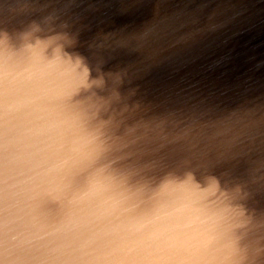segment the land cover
Returning <instances> with one entry per match:
<instances>
[{
    "label": "water",
    "instance_id": "1",
    "mask_svg": "<svg viewBox=\"0 0 264 264\" xmlns=\"http://www.w3.org/2000/svg\"><path fill=\"white\" fill-rule=\"evenodd\" d=\"M33 1L44 0H26L25 4L19 7L12 6L5 11L0 10V34L18 37L20 40L19 50H10L12 55L19 52L28 56V53H31L29 58L39 57L47 61H60L66 65L68 46L66 47L67 36L65 35L78 34L77 37H82L83 44L85 35L81 29L93 28L91 35L95 41L81 56L83 61L81 69L75 70V66L79 65L76 63L66 65L70 82L69 90L75 87L71 78H76L79 72L100 67L102 63L111 66L121 63L134 68L145 81L154 83L152 87L158 92L165 86L182 85L185 89L202 87L201 90L205 92L217 89L225 91V94L233 91H247L248 95L244 97L246 100L250 98V95L257 93V87L264 85V0H186L185 2L181 0H108L101 10L103 12L98 14L88 10L94 6L99 7L100 0H88L81 6L78 4L81 0H72L71 7L67 10L63 9L66 13V16L62 18L63 21L57 22L58 26L47 32H50L48 37L43 35L42 26H36L33 32L21 29L23 24L30 22L31 16L28 15L32 11H30V5ZM67 19L69 21H66ZM78 21L83 24L82 28H76ZM29 24L23 29H28ZM25 32L26 35H24ZM210 92L213 93V91ZM198 100L203 101L201 94ZM198 100L192 99L197 105L194 115H179L176 113L178 110H174L172 112L176 114L175 118L164 114L159 117V121L174 119L172 124L177 126L178 130L183 129L182 122L188 123L194 120L193 124L198 127L194 132L197 139L204 130L209 128V124L215 122L219 114L217 109L206 106V103L211 104V99H208L206 103H199ZM135 103L140 104L137 101ZM232 103L234 101L228 105ZM108 107L119 108L114 105ZM201 110L205 111L207 118L199 115ZM196 114L197 118L193 119ZM256 116L259 117V115ZM133 121L137 123V125L133 124L135 130L144 125L137 119ZM195 126L192 128L194 129ZM133 133V136L144 135V137L142 139V136H139V142L136 141V137L125 141L127 143L125 148H122L121 144L116 146L104 139L98 142L91 134H80L88 147L73 162L72 179L86 183L94 177L101 176L96 174L98 171L96 167L108 168L115 162L116 152H124L126 149L134 151L136 154L126 171L117 170L104 176L118 181L127 189L130 208L134 204L138 206L142 196L151 191V183L159 181L152 190L159 191L160 195L174 193L195 172V168L203 163L199 157L201 153L195 149L193 142V146L189 144L190 146L184 150L194 152L196 156L191 165L188 162L185 163L190 167L184 168V164L179 161L175 169L171 168V172L168 171L166 174L167 170L161 168L162 157L156 156L152 150L143 146V141L147 140L146 130L133 131ZM166 139H172V135L166 136ZM256 159L258 157H246L240 160V171L243 172L244 169L254 165L258 161ZM229 172L231 174L226 181L233 178L235 167L234 169L231 167ZM186 176L187 178H183ZM233 183L214 181L212 186L215 185L214 189L218 184L226 185L228 187L225 190H232ZM186 187H188L186 195H193L190 185ZM236 190L234 188L233 191ZM222 191L224 190L214 194L212 192L209 195L212 194V198L197 200V202L208 212L216 210L223 205L221 200H227L233 194L230 192L229 196L222 194L219 197ZM245 198V202L249 199H262V202L257 200V204L258 206L264 204L262 195L256 194L251 197L248 195ZM253 206L252 204L248 208ZM244 229L231 236L222 233L220 236L210 235L204 240L201 236H197L171 245L165 251L166 256L163 253L164 257L158 255L154 258L168 264H264V227L259 228L257 225L254 227L251 222ZM227 238L230 239L229 242H225ZM210 243L216 244L212 252L207 251V245Z\"/></svg>",
    "mask_w": 264,
    "mask_h": 264
},
{
    "label": "clouds",
    "instance_id": "2",
    "mask_svg": "<svg viewBox=\"0 0 264 264\" xmlns=\"http://www.w3.org/2000/svg\"><path fill=\"white\" fill-rule=\"evenodd\" d=\"M66 65L0 52V264H168L171 245L213 216L171 195L154 216L131 213L114 179H72L88 145L69 104Z\"/></svg>",
    "mask_w": 264,
    "mask_h": 264
},
{
    "label": "bare ground",
    "instance_id": "3",
    "mask_svg": "<svg viewBox=\"0 0 264 264\" xmlns=\"http://www.w3.org/2000/svg\"><path fill=\"white\" fill-rule=\"evenodd\" d=\"M9 1L10 0H7L2 6H0V10L5 11L7 10L6 8L9 9L12 6L16 8L22 5V2L20 0H13L12 2L6 4ZM47 1L48 0L37 1V2L43 3ZM87 1L88 0H81L80 2H78V4L79 6H81ZM107 1L108 0H100V2H98L100 4L99 7H101L100 9L99 7L94 6L91 10L89 9L88 11H91L94 14L103 12L101 10ZM72 2H73L72 0H54L50 4L45 5L42 9L36 11L34 14L29 13L28 16H31L29 19L30 24L29 23L23 24V27L21 29L24 31L29 30V32L30 31L33 32L36 26L37 27L42 26V28H44L42 29L43 35L45 37L50 36V32L49 33L47 32L51 28L57 27L58 26L57 22L63 21L62 18L66 16V13L63 11V9L67 10V8H70ZM52 19H54V21H52ZM66 21H69V19H67ZM28 24H29V28L23 29L24 26ZM76 26L77 29L82 28L83 24L80 21H78ZM81 31L83 32V35H85L83 38L84 39L83 44L81 43L82 37L78 38L77 37L79 36L78 34H76L75 36H73L74 34L65 35L67 36L66 47L68 46L66 49L67 59L65 63L66 65H73V63L79 64L75 66V70L77 71L81 69V64L83 63L81 56L91 48V46L94 44L95 41V38L91 35L93 28L81 29ZM26 34L27 33L25 32L24 35ZM27 37L30 40V37L29 36ZM19 41L20 40L18 37L14 38L12 36H8L7 34H0V52L7 51L9 54H11L10 50H16V49L19 50V46H18ZM30 54L31 53H28V56H30ZM33 55L35 56L36 54ZM107 65L109 66V69L112 71L113 69L115 71H119V69H121V67L123 66V64L121 63L117 64L116 66H111L109 64ZM89 71L90 70L88 69L86 71L79 72V74H77V77H80ZM153 84H151V82L145 81L144 79L141 83H139V86L137 88L131 90L132 92H134L135 97L138 98L136 99V101L140 104L141 103L143 104L141 106L144 108V111L148 116H153L158 112V110H161V108L168 110L173 118L176 116V114L172 112L174 110H178L176 112L178 113L181 109H185L187 110L188 116L194 115L196 113L195 108L197 105H194L192 101L193 95L188 90L184 88H180L178 86H174V87L165 86L163 87L164 88L163 90L158 92L154 90V87H152ZM95 91L96 90H94V88H91L90 91L87 92L88 94L86 95V97H84V100L85 101L90 100L93 103L102 104V105H106L108 103L113 102L114 100L113 97L103 96V94L100 95L97 93V91L96 92ZM246 93L248 92L233 91L231 93L225 94L224 91L223 99L220 101V106L227 105L231 101H234L233 104H235V107L234 109H232L233 110L232 117L234 120H236L240 124H245L254 115H259V118H262V120L259 123L260 125L261 122L264 121V100L255 96V94L250 95V98H247L245 100L244 99L245 95H248ZM116 103H120V102L116 101ZM243 104L246 105L244 106ZM119 105L120 104H117V107H120ZM253 106L255 107L252 108ZM118 111H119L118 108L115 109V114L118 113ZM217 111H219V106H217ZM74 114H77L74 115L75 119H77L76 126H80L83 122V125H86V127L88 126L87 128H89V130L91 131V135L94 138V140L100 142L101 140L100 139L97 140L96 136L108 135L111 139L112 144L116 146L121 144L120 146L122 148H125V146L122 143L123 139L129 140L133 135V131H134L133 124L137 125V123L134 122L133 119L132 120L127 119L126 116L124 117L125 119L123 118L121 121H117L100 113L89 114L86 107L77 109L76 111H74ZM219 119L217 120L216 127L213 131H216L220 126L224 125L223 122L220 121ZM140 123H144L143 127L147 126L145 121H140ZM189 129H193V128H189ZM157 133L156 134L158 137V141L160 142V147L163 149L162 151L172 148L173 150L171 151L173 152L179 151L181 140L179 141L177 139H181L185 136V134H187L181 131H173V132L165 131V132H157ZM170 135H172V139L167 140L166 136H170ZM258 139L259 136H256L253 137L250 142L246 141L247 144L246 142L230 144L226 146V148L223 149L219 154H217L216 151L211 150V148L207 147L202 149L201 145H194L195 149H197V151L201 153L199 154V157L200 160L203 161V163L200 167L195 168V172L189 176L188 180H190V178L197 179L199 177L206 175L205 172L208 169L212 168L213 165H216L219 161L232 160L233 162H235L236 159L239 158L242 159L247 157V155L251 152V150L255 148V143ZM128 150L129 149H126L124 152H116L117 157H115L114 159L115 162L112 163L108 168H104L103 166L100 167L99 169V166L96 167L98 170L96 171V174H100L101 176L106 177V175L117 172V170H122L123 161L122 159L119 158L124 154H128L130 151ZM109 154L106 155L108 156ZM159 157H161V155ZM195 157L196 156L194 152L191 151L190 152L183 151L181 153H175L166 157L162 156L163 162L161 164V168L163 170H167L165 171V173L168 174V171L171 172L170 170L171 168L175 169V165H177L179 161H181L184 164L183 165L184 168H188L190 166H187L185 163L188 162L191 165ZM232 161L231 163H233ZM154 176L158 177V175H154ZM183 178H187V176ZM254 178L261 183V187H259L256 190L255 194L253 195L256 196L257 194L264 196V170L257 172ZM176 182L179 183L178 181ZM158 183L159 181L150 184L151 191H155L152 190V188L154 189ZM170 189H172V187ZM245 197L246 196L239 197V199H241V203H238V206H228L231 202L229 200H224V202H222L223 206L217 208L216 210V214H215L216 219L214 221L213 228L210 229L207 233L200 235L203 238L202 240L207 239L210 235L220 236V234L222 233L231 236L234 233L245 230L244 229L245 226L251 222H253L254 227H256V225L259 228L264 227V216H263L264 204H260L259 206L257 204V200H260L262 202V199H255V200L249 199L247 200L248 202L247 201L245 202L246 200ZM254 203H256L257 205ZM252 204L254 206L248 208ZM211 241H213V239H211ZM229 241L230 239L227 238L225 242H229ZM211 247H216V244L210 243L209 245H207V248L210 249Z\"/></svg>",
    "mask_w": 264,
    "mask_h": 264
},
{
    "label": "rangeland",
    "instance_id": "4",
    "mask_svg": "<svg viewBox=\"0 0 264 264\" xmlns=\"http://www.w3.org/2000/svg\"><path fill=\"white\" fill-rule=\"evenodd\" d=\"M6 1L7 0H0V6H2ZM53 1L54 0H48L47 2H43V3L37 1L32 2L34 4L31 3L30 5L31 7L30 11L32 10L31 14H34L36 11L42 9L45 5H48ZM185 1L186 0H181V2H185ZM21 2L22 4H25L26 0H21ZM125 65L126 64H123V66L121 67V69H119V71H115L114 69L112 71L109 69V66L106 63H102L100 67L90 69L89 74L85 73L80 77L71 78L73 81L72 84L75 87L71 88L67 92V98L73 110L76 111L77 109L86 107L89 114L100 113L117 121H121L125 116L127 117V119L130 120L137 119L138 121H145L147 125L146 127L137 128L136 130L134 128V131L140 132L142 131V129L146 130L145 136L147 140L143 141L144 142L143 146L152 150L153 154H155L158 157L160 155L161 157L162 156L166 157L175 153H179V152L181 153L184 150H186L190 145L193 146V142L194 145H201L202 149L208 147L211 148V150L216 151L217 154H219L223 149L226 148V146L230 144L239 143V142L245 143L246 141L250 142L253 137L259 136V139L255 143V148H253V150H251V153L247 155V157H258V159H256L258 161L255 162L254 165H251L249 168L244 169L243 172L240 171L241 170L240 160L244 158L236 159L235 162L231 160L233 163H231V161L229 160L219 161L216 165H213L212 168L208 169L205 172L206 175L199 177L197 179L190 178V180L186 181L179 189H177L172 194L160 195L159 191L157 190L149 191L146 195L142 196L138 206L134 204L129 208L128 210L129 212L131 213L143 212L149 217L154 216L161 210L162 205L173 194H180L181 196L193 198L196 201L208 200V198H212V194L211 196H209L210 193H212L216 187L220 186L218 184L213 189L215 185L212 186V183L214 181L216 182L219 181L222 183L234 182L233 187L237 189L235 192L233 191L234 188L232 190H225V188L228 187V186L226 187V185H222L218 187L213 192L214 194L216 192L224 190L219 194V197L222 194L229 196V193L232 192L233 194L230 195L232 197L231 198L228 197L227 199L231 202L228 206H238V203H241V199H239V197L248 196V195L251 197L253 194H255L256 190L259 187H261V183L258 182L254 177L256 176L257 172L264 170V121L261 122V124L259 125L262 118H259L256 115H254L245 124H240L232 117V111H233L232 109H234L235 104L232 103L230 105L227 104L220 106V101L223 99V91L213 89L210 90L213 91L212 93L210 91L208 92L202 91L201 90L203 89L202 87L195 86L196 88H200V89L190 87V89H186V90H188L193 95V98H196L198 100L201 94V98H203V101L198 100L199 103L202 102L206 103L208 99H211L212 101L211 104L208 105L206 103V106H211L214 109H217V106H219V111H218L219 114L216 116L217 119H215V122L209 124L208 126L209 128L204 130L203 133L199 137H197V139H195L197 135H194V132L198 127L195 126L196 124H193L194 120L192 121H189L190 119L187 120L189 121L188 122L189 124L187 122H182L183 129H178V130L187 134H185V136L181 138L179 151L173 152L171 151L173 150L172 148L162 151L163 149L160 147V142L158 141L157 132L178 131L177 126L172 124L174 119L171 121L164 120V122L159 121V117L161 115L164 114L170 115V112L166 109L161 108V110H158V112L153 116H148L145 113L144 108L141 105L135 103L137 98L135 97L134 92H132L131 90L137 88L139 86V83H141L144 80V78L140 74H138L134 68ZM176 86L182 88V85H176ZM203 86H205V84H203ZM263 86L264 85L256 88L257 93L255 95H257L258 98L264 100V88H262ZM91 88H94V90H96L97 93L100 95L103 94V96L113 97L114 98L113 102L108 103L106 105H102V104L93 103L90 100L85 101L84 97H86V95L88 94L87 92L90 91ZM116 101L120 103H116ZM117 104H120L119 105L120 107L118 108L119 110L118 113L115 114V109L117 108L113 109V107H108V106L114 105L117 107ZM122 106H124V108H122ZM178 114L188 116L187 110L185 109H181L178 112ZM199 115L202 116V118H207L204 110L199 111ZM196 118H197V114L195 115V119ZM163 119H166V117H163ZM218 119L222 121L224 125L220 126L216 131H213L216 127V123ZM193 126H195L194 129H189L192 128ZM87 127L86 125H83V122L80 126H77L79 134L82 133L91 134V131ZM133 135L129 140L136 137L137 138L136 141L138 140L139 142L138 137L142 136V139L144 137V135H138V136H133ZM96 139L97 140L104 139L105 141L111 142V139L108 135L96 136ZM125 141L127 140L123 139L124 146L125 144H127L125 143ZM253 152H255L256 154H254ZM135 154L136 153L134 151L130 150L128 154H124L120 156L119 159H122L123 161V167L121 171L124 170L126 171L130 167L129 165L131 164ZM231 167H233V169L235 167V174L233 178L226 181L228 176L231 174L229 172V169ZM245 177H247L246 180ZM188 185H190L191 189L193 190V195L191 196L186 195V191L188 189V187L186 186ZM171 190L172 189H170V191ZM197 190L199 191L197 192ZM196 192L201 196H199ZM221 201L224 202V200ZM216 210L213 209L209 212L213 216V223L216 219V215H215ZM214 248L215 247H211L210 249L207 248V251L212 252V249ZM163 253L165 254V256L167 255L166 252ZM163 253L158 255L164 257ZM168 260L170 262L171 258L169 257Z\"/></svg>",
    "mask_w": 264,
    "mask_h": 264
}]
</instances>
